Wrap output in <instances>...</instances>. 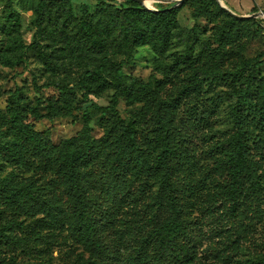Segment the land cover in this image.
I'll return each mask as SVG.
<instances>
[{
  "label": "trees",
  "instance_id": "16d2710c",
  "mask_svg": "<svg viewBox=\"0 0 264 264\" xmlns=\"http://www.w3.org/2000/svg\"><path fill=\"white\" fill-rule=\"evenodd\" d=\"M124 1L125 4L118 6L97 0V11L84 8L76 14L63 1L42 0L35 10L36 38L44 37L45 33L59 37L60 43L64 39L66 47L80 49L92 57L94 66L84 77L89 93L98 96L111 88L112 74L116 77V91L110 105L102 110L107 121L100 138L90 136L86 125L87 130L80 137L55 145L33 125L23 124L19 118L21 109L15 106L17 98L10 105L12 118L0 115V158L5 160L0 165L14 169L9 176L0 177V221H3L0 254L4 250L14 251L12 245L23 248L31 242V236L18 235L20 229L23 232L28 228L19 219L24 215L25 220L34 222L32 231L70 232L91 255L84 264H111L112 260L113 264H195L198 238L193 235L190 221L195 205L208 213V219L221 216L222 227L228 224L226 231L232 229L233 223H239L245 211L256 207L259 213L264 206V76L260 71L264 52L256 59L239 61L237 72L227 74L220 61L224 59L222 52L207 45L210 57L206 56V64H195L203 57L191 62L194 66H191L190 82L174 99L157 98L154 105L147 95L139 99V102L147 99L142 111L154 112L157 133L144 132L137 123L129 124L119 108L125 95L121 90L122 67L140 47L149 45L165 51L179 28L181 8L189 6L194 9L195 18L214 23L218 43L225 41L227 27L233 29L253 20L234 17L217 0H184L178 7L171 4L158 11ZM9 7L5 31L13 44H21V17ZM47 23L52 27L48 29ZM197 28L190 33L195 34ZM117 42L122 51L115 49ZM36 44L35 41L19 51L20 58H25L30 49L35 50ZM229 79L236 84L230 92L231 127L219 136H209L207 144L211 149L207 150L206 159L211 168L205 172L208 176L204 182L194 181L192 171L197 167L189 158L193 135L189 129L184 132L178 127L177 109L192 96H200L206 85L213 89ZM53 86L57 96L50 98V114L71 116L75 89ZM223 101V94L211 95V103L202 108L201 118H197L198 104L192 105L189 128L209 127L207 118L219 115ZM139 114L141 119L145 117ZM26 172L32 175L24 178L22 173ZM209 180L215 190L206 183ZM127 199L137 208L141 204L150 208L151 204V210L139 231L125 237L124 244L113 255L104 235L106 218L111 219L112 213L102 210L110 205H122ZM5 209L10 217L5 215ZM237 248L235 244L232 251ZM225 259L222 256L220 261ZM0 264L17 263L12 258L5 261L0 257ZM256 264H264V259Z\"/></svg>",
  "mask_w": 264,
  "mask_h": 264
},
{
  "label": "rangeland",
  "instance_id": "374dc122",
  "mask_svg": "<svg viewBox=\"0 0 264 264\" xmlns=\"http://www.w3.org/2000/svg\"><path fill=\"white\" fill-rule=\"evenodd\" d=\"M53 1H63L72 7L76 14H80L84 8L90 12L98 10L97 0ZM105 1L118 6L125 4L124 0ZM178 1L144 0L143 5L148 10L158 11L171 4H175L173 7H178ZM221 1L228 12L240 16L261 15L241 19L253 20V22L236 25L233 29L227 27L225 41L218 43L213 30L214 23L204 18H195L194 9L189 6L181 8L178 16L179 28L175 30L169 47L165 51L155 50L149 45L140 47L133 52V58L122 67L121 76L124 83L121 90L125 91V95L120 99L119 108L129 124H140L144 132L150 131L151 134L157 131L158 124L154 112L142 111L145 100L149 99V102L154 105L158 99H174L183 86L190 82L193 71L191 66H194L191 62L203 57L195 64H206V56L210 57L209 51L206 50L207 45L222 52L224 59L220 61L227 74L237 72L240 68L239 61L256 59L264 52V0ZM40 2L42 0H0V115L11 119L10 105L14 102L13 99L17 98L15 106L21 109L19 118L23 124L33 125L37 131L50 138L55 145H60L64 140L80 137L87 130L86 125H88L90 136L100 138L104 134L105 121H107L102 110L110 105L111 97L116 91V77L111 75L112 87L101 95L89 93L84 77L86 71L94 66L92 57L80 49L72 46L66 47L64 39L60 43L59 37L46 33L44 37H35L38 31L35 24V10ZM10 5L21 17L19 38L22 45L13 44V40L5 31ZM195 26H198L196 33H190ZM51 27L52 24L47 23V28ZM35 41L37 42L35 50L30 49L26 57L21 59L19 51ZM115 49L122 51L118 42ZM119 55L124 58V55ZM46 58L48 63L45 61ZM50 62L52 66L49 65ZM260 71L264 76V65ZM206 82L207 80L204 81ZM53 84L75 89L76 95L71 116L57 117L50 114L52 103L50 98L57 96ZM208 86L204 87L200 96H192L184 101V105L182 104L177 109L176 119L178 127L184 132L188 129L192 132L189 158L197 168L193 169L191 177L194 181L201 179L202 182L205 176H208L205 172L211 168L209 160L206 159L207 150L211 149L209 143L207 144L209 136H219L221 132L231 127L229 104L232 97L230 92L236 84L229 79L227 83L223 82L222 85L213 89ZM213 94L221 96L223 94V110L218 113L219 115L207 116V120L210 119L209 127L197 125L198 129L189 128L192 122L190 112L192 105L198 104L200 113L197 118H201L202 108L211 103ZM145 95L147 99L139 102V99ZM200 98H202L201 101ZM139 112L145 117L141 119ZM6 129L7 126L4 130ZM4 162L5 160L1 157L0 164ZM13 170V167L0 165V177L9 176ZM31 175L32 172L22 173L24 178ZM210 182V180L206 181L211 190H215L213 184H209ZM194 185L196 187V183ZM130 202L127 199L122 205L117 204L114 207L110 205L102 210L103 213H112L111 219L106 218L104 235L113 255L119 246L124 244L126 238L139 231V226L142 222H146L150 214L151 204L150 208H146L144 204L137 208ZM258 210L260 209L253 207L249 212L245 211L240 216L241 220L238 224L230 225L232 229H228L230 231L228 233L224 230L225 225L228 224L222 227L221 216L219 219L216 216L208 219V213L195 205L190 215L193 235L198 238L195 264H256L264 259V206L259 213ZM5 215L10 217V212L6 209ZM25 218L24 215L19 216V219L23 221L22 224L28 228L23 232L20 229L21 232L19 231L18 235L31 236L32 240L23 248L12 245L14 251L4 250L0 257L5 261L12 258L17 264H84L90 258V253L66 229L32 231L34 222L30 219L25 220ZM222 219L225 220L223 214ZM235 244L238 248L232 251ZM222 256L226 257L225 262L220 261ZM81 259L84 261L81 262ZM114 262L112 260L111 264Z\"/></svg>",
  "mask_w": 264,
  "mask_h": 264
},
{
  "label": "water",
  "instance_id": "95a60500",
  "mask_svg": "<svg viewBox=\"0 0 264 264\" xmlns=\"http://www.w3.org/2000/svg\"><path fill=\"white\" fill-rule=\"evenodd\" d=\"M129 1H134V2H137V3H139V4H144V0H129ZM183 1L184 0H179L178 1V6L179 5H181L182 3H183ZM217 2L220 4V6L224 9V10H226V11H228V9L226 8V6L223 4V2L221 1V0H217ZM231 15H233L234 17H237V18H239V19H244V18H248V17H250V18H255V17H258V16H260L261 14H253V15H250V16H240V15H237V14H234V13H232V12H229Z\"/></svg>",
  "mask_w": 264,
  "mask_h": 264
}]
</instances>
